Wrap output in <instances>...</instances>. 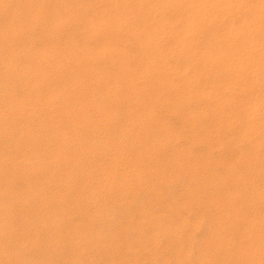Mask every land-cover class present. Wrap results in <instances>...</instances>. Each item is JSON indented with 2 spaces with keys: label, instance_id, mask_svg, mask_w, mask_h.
Returning <instances> with one entry per match:
<instances>
[{
  "label": "bare ground",
  "instance_id": "obj_1",
  "mask_svg": "<svg viewBox=\"0 0 264 264\" xmlns=\"http://www.w3.org/2000/svg\"><path fill=\"white\" fill-rule=\"evenodd\" d=\"M72 20H75L78 22L77 26H76V31H75V33H71L69 35L68 39L67 38L63 39L62 33H65V31L67 30L66 28L69 26V23ZM2 76L3 77L5 76L7 78L6 81H8L9 84L5 88V90H2V92L0 93V124H1L0 127L2 128L0 132L3 136H5L4 139L9 141V142L4 141L0 137V177H1L0 178V195L6 194L9 191V189H10L9 185L12 186L11 188H14V191L11 193L10 200L7 203H4L6 201L3 202L4 204L0 203V250L4 252V251H6V248L12 249V251H11L12 253L10 255H7V257H6L7 259L0 261V264H20V261L23 260V259L20 260V254H21L20 253V242H21L20 241V232H21L20 228L12 230L13 229L12 228L13 227V225H12L13 221L18 220L20 218V213H21L20 212V204H21L20 203V193H21L20 192V180H24V178H26V180L33 179L32 182H34V183L37 182L38 178L36 176H33L34 174L32 175V173H35L36 171L38 172V170L40 169V166H41L38 163L37 164L33 163L34 162V160H33L34 156L33 155H35V154L34 153H33V155L30 154V151H31L30 149L32 148V145L28 142V140L26 138L27 134L25 135L23 130L20 128V124H21L20 119H19L20 118V106H22V105H20V102H22V104H24L23 105L24 107L22 106L24 109L23 108L21 109L22 111H25L26 109H33L34 110V108H32V106H33V102H35V104L37 103V105H40V107L35 105L36 108H38V110L40 112H42L43 109H45V107L51 108L52 111L54 112V114H55V112H57V114H63L64 116L66 114L68 116V114L70 112H75L77 115V118H79V119L76 120L74 118L72 120H69V122H70V124L68 123L70 125L69 130L65 133L60 130L61 132H59V133H61L60 134V138H61L60 141L62 142V146L63 145L65 146L69 141L71 147H73V149L77 153V155H82V153L84 152L82 149L83 147L81 146L82 145V139H81V134L79 133L80 127L84 123H86L85 127H87L88 126L87 124L90 125V123L92 122V120L90 118L91 116L90 117L87 116L88 114H86V112H85V106L87 104L90 107H93V111H96L97 108L104 109L106 102L108 104V101L113 100V102L118 104V108L122 107L123 109L125 108L126 111H128V112H132L133 116H134V118H133L134 121L144 122V120H146L147 122H150L151 124H152V122L155 123L156 128L164 130L165 137L168 140L175 138L178 135V133H175L176 130H173L169 121H168L169 124L168 123L165 124L163 122L162 114L164 115V114H167L168 112H174V115H175V113L177 112V113H179L178 116H180V112H182V114H181L182 123L185 125L186 124L190 125V128H189V129H191V132L189 133L190 139L193 140V142L195 144H196V142H198V143L200 142L201 144H203V153L201 151L202 154L200 153L201 155L200 156L198 155L197 157H196V155H194L195 159H197V162H198L197 164H199V163L206 164L207 163L209 165V168H207L209 170H203L202 171V168H201L202 173H201L200 177L202 179V182H201L202 187H207L210 181L212 183V179L210 178L211 175L209 176V174H210L209 172H212L214 169H216L218 167L221 168L222 165H224L226 167L225 164L229 163V162H226L227 158H229L228 161L230 159H234L233 161L235 162V164L237 162H238V164L240 163L239 165H242V168L244 167L243 169H245L246 172L250 173L249 175H251V179L246 181L247 185L249 187L250 186L254 187V185H255L254 184L255 178L253 176L258 175V174L260 175V173H263V170H264V0H0V77H2ZM6 78H4V79H6ZM22 78H24V80L26 79L25 82H23V83H25L24 86L26 87V89L28 88L30 90V91H26V92L27 93L32 92L33 95L30 96L28 94L31 98L27 97V98H24L22 101H20V87L23 86V84L20 83L21 82L20 79H22ZM0 80H1V78H0ZM1 84L3 85L2 81H0V86H1ZM20 84H21V86H20ZM2 87L3 86H1V88ZM44 92H45V94H44ZM43 94L45 96H49V97H47V99L50 98V102L48 101V103L51 105V107H49L48 104L46 105L45 103L42 102ZM43 99H45V98H43ZM113 102H111V103H113ZM108 106H110V105H108ZM90 107H88V108H90ZM116 107L117 106H115V108ZM115 108H113V110ZM228 109L231 110V114H228L226 112V110H228ZM38 110H37V112H39ZM98 110H97V112H98ZM119 111L120 110L118 109V112ZM26 112H27V110H26ZM30 112H31V110H30ZM40 112H39V114H41ZM118 112H116V113H118ZM156 112H158V114L161 113V115L158 116ZM27 113H29V112H27ZM27 113H26V115H27ZM42 114H41V116H42ZM34 117H35V115H34ZM106 117H107V115H106ZM108 117H109V115H108ZM92 118H94V117H92ZM110 118H111V116H110ZM117 118H118V116H117ZM23 119H25V118H23ZM120 119H121V116H120ZM172 119H174L173 114H172ZM31 120H32V118H31ZM46 120H47V118H46ZM55 120H57V119L55 118ZM100 120H102V119H100ZM107 120H108V118H107ZM113 120H114V118H113ZM96 121H94V123ZM134 121H131L130 123H132V122L134 123ZM27 123H26V125H27ZM63 124L65 125V123H63ZM113 124H114V122H113ZM119 124H121V123H119ZM125 124L127 125L128 123H125ZM137 124H136V126H137ZM126 125H125V127H126ZM51 126L53 128V125H51ZM142 126H144L146 129L148 125L143 123ZM227 126H231V129L233 126L234 129L237 130V132H239L241 134L244 141L246 140L248 142L247 152L245 154L241 153L240 152L241 148L239 147L240 150H238V152L234 155L233 151L231 149V148H233L232 147L233 143L231 145H229L231 148L227 149V148H225V146L227 144H224L225 142L223 140V142H220V144H218V147H222L223 149H227L226 152H223V154L220 155V157L218 159H214L215 161L210 162L211 161L210 156H211V153L213 150L214 141H219V138H221V136H220L221 132L223 130H225V128ZM97 127H96V129H98ZM102 127L99 126V129H101ZM120 127L122 128V125ZM150 127H152V126H150ZM183 127H185V126H183ZM34 128H36V126ZM54 128H55V126H54ZM116 128L118 129L117 126H116ZM134 128L132 130L133 132L136 131V130L134 131ZM63 129H64V127H63ZM90 129H92V128H90ZM153 129H155V128H153ZM226 129L228 130V128H226ZM111 130H113V129H111ZM123 130L124 131L127 130V127H126V129H123ZM148 130H151V129L148 128ZM235 130H234V132H236ZM45 131H46V129H45ZM50 131L48 132V135H49ZM64 131H65V129H64ZM137 131H139V130H137ZM140 131H141V129H140ZM112 132H111V134H112ZM147 132H149V131H147ZM160 132H161V130H160ZM223 132H225V131H223ZM35 133H37V132H35ZM81 133L83 134V132H81ZM102 133H104V131ZM150 133H151V131H150ZM179 133H181V132H179ZM186 133H188V132H186ZM29 134L31 135L30 131H29ZM132 134H130V135H132ZM240 134H238V135H240ZM50 135H51V133H50ZM232 135H235V133ZM121 136H122V134H121ZM127 136H129V135L127 134ZM136 136H137V132H136L135 137ZM229 136H230V134H229ZM90 137H92V135ZM114 137H116V136L114 135ZM133 137H134V135H132V138ZM182 137H183V135H182ZM40 138H41V136H40ZM88 138H89V136H88ZM110 138H111V135H110ZM145 138H146V136H145ZM242 138H241V141H243ZM126 139H127V137H126ZM133 139H135V138H133ZM163 139H162V143H164ZM180 139H181V137H180ZM228 140L230 141V139H228ZM131 141H133V140L131 139ZM136 141H137V139H136ZM139 141H140V138H139ZM127 142H128V140H127ZM142 142L144 143V141H142ZM58 143L59 142H57L56 144H58ZM120 143H121V141H120ZM120 143H118L119 146L122 145V143L121 144ZM166 143H167V140H166ZM187 143H188V141H187ZM235 143H236V140H235ZM125 144L127 146V143H125ZM169 144H170V142H169ZM238 144L239 143H237V145ZM96 145H97V143H96ZM110 145H112V144L110 143ZM132 145H133V143H132ZM137 145H135V146H137ZM177 145L178 144H176V146ZM196 145H194V146H196ZM200 145H199V148H200ZM37 146L38 145H36L35 147H37ZM144 146H145V143H144ZM160 146L162 147L161 144H160ZM194 146H192V148ZM39 147H37V148H39ZM91 147H92V144H91ZM178 147H180V146H178ZM215 147H216V145L214 144V148ZM114 148H116V147H114ZM134 148L136 149V147H134ZM181 148H179V149H181ZM234 148H235V146H234ZM45 149H46V147H45ZM56 149H58V148H56ZM60 149H61V147H59V149H58L59 151H58L57 155L61 156L63 159V157H65L67 155H66V153H61ZM96 149H98V148H96ZM107 149H108V147H107ZM163 149H165V148H163ZM200 150H201V148H200ZM214 150H217V148ZM37 151H38V149H37ZM64 151H65V149H64ZM100 151H101V149H100ZM175 151L177 152L178 150H175ZM181 151H182V149H181ZM187 151L189 152V149H187ZM219 151L221 152V150L218 149L217 152H219ZM88 152H91V151H88ZM88 152H85V153L87 154ZM109 152H110V150H109ZM112 152H114V151H112ZM178 152L180 153V151H178ZM190 153H191V151H190ZM39 154H40V152H39ZM135 154L137 155V153H135ZM197 154H199V153L197 152ZM232 154L234 155L233 157H232ZM52 155H53V153H52ZM83 155L85 157V154H83ZM83 155L81 157H83ZM89 155H90V153H89ZM94 155H95V153H94ZM108 155H109V153H108ZM156 155H157V153H156ZM154 156H152V157L154 158ZM95 157H96V155H95ZM144 157L146 160V156H144ZM157 157H158V155H157ZM38 158H36V159H38ZM92 158H94L93 155H92ZM101 158H103V157H101ZM125 158H127V156L124 157V159ZM192 159H194V158L192 157L191 160ZM149 160H146V161H149ZM170 160H172V159H170ZM184 160L185 159L183 158L182 163ZM86 161L87 160H84V162H86ZM94 161H95V163H94ZM94 161H93L94 165L99 164V163H97L96 159ZM100 161H101V159H100ZM131 161L132 160H130V162ZM133 161H135V160H133ZM151 161L152 160H150V163H151ZM233 161H232V163H233ZM21 162H23L22 165H20ZM28 162L30 163L29 166L26 167L23 165L24 163L27 164ZM80 162H81V160H80ZM192 162H193V160H192ZM67 163H68V160H67ZM113 163L116 164L115 162H113ZM145 163H147V162H145ZM169 163L170 162L168 161V164ZM232 163H230V164L232 165ZM72 164H74V163L72 162ZM118 164H119V162H118ZM125 164H127V163H125ZM138 164L141 165L140 163H138ZM158 164H160V163H158ZM162 164H164V163H162ZM168 164H166V165H168ZM87 166H86V168H87ZM98 166H100V165H98ZM62 167H64V166H62ZM193 167H194V165H193ZM232 167H234V166H231V168H228L229 176H227L226 178L228 179V177H229V179L226 180L225 183L226 184L229 183L231 185V187H233L235 189V191H234L235 193H233L235 195L229 194L228 196L226 195L227 197H222V198H221V196L218 197V195H219L218 193L220 192V190H218V189H217L218 192L212 191L213 192L212 195H209L210 194L209 193L206 196H201L200 191L194 192L190 195L188 194L189 196L187 198H185V196H186L185 194H184L185 196L183 195L185 198V199L182 198L183 201L185 200L183 206L185 208H187L188 211L190 210L191 213H192V210H194V213H196V217H194V215L191 214L192 217L196 218L195 221L193 223H191L194 227L199 222L198 221L199 218H201L199 213H200V211H202V209L201 210L198 209L199 213L195 212V209L197 207L200 208V206L202 208L206 209L208 205L209 206L213 205V208H215V212L213 215L215 222L209 223V224H211V223H213V224H211V226H207V227H209L208 232H207L208 234H206V236L204 238H201L202 239V240L200 239L201 241H199V239H198L199 238L198 237L199 232H198V234H196L197 235L196 237H198L197 239L199 241V242L196 241V242H198L197 244L194 241V240H197V239H195V236H194V240H193V237L191 234L192 230H190V232H187V234L185 235V232L183 233V231L185 230V226H184V230H181L182 232L181 231L176 232V234L178 233L179 236L185 235L187 238L186 242L189 243L187 248L185 246L186 243L184 244L182 242L181 243H182V245L184 244L185 248H182V246H179V248H178V246L177 247L174 246L176 250H174L175 254L173 256L176 257V260H175L176 264H264V184H263V187H261V183H260L257 188H253L252 193L250 192L251 193L250 197H248L247 200L240 199V202H238L239 204L237 206L236 204L238 201V196H239L240 192H243V188L241 189L239 187L240 186V183H239L240 178L238 179V177H240V175L235 174L237 167L236 168H232ZM49 168H51V167H49ZM67 168H69V167H67ZM78 168H80V167H78ZM83 168H81V169H83ZM190 168L192 169V167H190ZM45 169H47V168L45 167ZM93 169H94V166H93ZM114 169H115V165H114ZM114 169H112V170H114ZM76 170H77V168H76ZM181 171H182V169L180 170V172ZM183 171H185V170H183ZM77 172H78V170H77ZM90 172H92V171H90ZM119 172H121V171H119ZM157 172H159L158 169H157ZM163 172L164 171L162 170V173H159V174L163 175ZM195 172L196 171H194V173ZM213 172H215V171H213ZM55 173L56 172H53V171L51 172V176H52L51 179H53L56 176ZM60 173H61V171H60ZM71 173H72V171H71ZM101 173L102 172H100V174ZM113 173H115V171ZM137 173H138V171H137ZM40 174H41V172H40ZM168 174H170V173H168ZM172 174H174V173H172ZM176 174H177V172H176ZM185 174H187V173H185ZM216 174L219 175L218 173H216ZM84 175H85V172H84ZM103 175H104V173H103ZM191 175H193V174H191ZM259 175H258V177H260ZM61 176H63V175L61 174ZM67 176H66V178H67ZM91 176H92V174H91ZM179 176H180V174H179ZM195 176L198 177V175H195ZM242 176L243 175H241V177ZM81 177H82V174H81ZM248 177H250V176H248ZM72 178H74V177H72ZM93 178H94V175H93ZM105 178H103V179H105ZM110 178H112V176ZM156 178H159V177L156 176ZM222 178L223 177H221V179ZM174 179L175 178L173 177V181H174ZM177 179H175V181ZM185 179H183V180L185 181ZM221 179H220V181H221ZM109 180L111 181V179H108L105 181L108 182ZM163 180H165V179H163ZM223 180L224 179H222V181ZM93 181L95 183V180H93ZM110 181L108 182L109 185L107 184L108 187H106L107 185L106 186L104 185L107 189L112 184V183L110 184ZM132 181H134V180H132ZM179 181L180 180L178 179V182ZM190 181H192L191 178H190ZM156 182H157V179H156ZM101 183L103 184V181H101ZM140 183H142V181ZM158 183H159V180H158ZM163 183H164V181H163ZM36 184L38 185V183H36ZM51 184H52V182L50 183V185ZM147 184H145V185H147ZM50 185H49V187H50ZM92 185H93V183H92ZM100 185H99V188H101ZM137 185H138V183H137ZM220 185H221V183H220ZM220 185H218V186H220ZM79 186L82 187L81 185H79ZM114 186H115V183H114ZM175 186H177V185H175ZM186 186H183V187H186ZM216 186L217 185H215V187ZM218 186H217V188H218ZM40 187H41V185H40ZM133 187H132V189H133ZM163 187H167V186H163ZM170 187L168 186V188H170ZM111 188H112V186H111ZM119 188H121V187H119ZM228 188L229 187H227V189ZM53 189H54V187H53ZM101 189H103V188H101ZM126 189H127V187H126ZM74 190H76V189H74ZM85 190H87V189H85ZM98 190H97V192H98ZM103 190H102V192H103ZM110 190H106V192H108ZM164 190H166V188ZM174 190L176 191V189H174ZM177 190H179V189H177ZM181 190H182V188H181ZM183 190H184V188H183ZM190 190H189V192H190ZM193 190H195V189H193ZM212 190H215V189H212ZM80 191H82V190H80ZM135 191H136V189H135ZM185 191H187V190H185ZM132 192L134 193V191H132ZM141 192L143 193V190ZM150 192H152V191H150ZM158 192H159V190H158ZM166 192L169 193V189ZM177 192H179V191H177ZM221 192H223V194L226 193L224 191H221ZM231 192H233L232 189H231ZM56 193H57L56 190H50L48 195H47V193H45L44 195L42 194L43 197L41 198V200L39 199L40 203L39 202H38L39 204L37 203L39 207L37 206V208L36 209L34 208V209L36 211L42 210V209L44 211L47 210L52 199H55V198H53V196ZM170 193H171V191H170ZM181 193H183V192H181ZM205 193H206V191H205ZM103 194H101V195L103 196ZM202 194H204V192ZM253 194H254V196H252ZM38 195H39V193H38ZM140 195H141V193H140ZM166 195L168 196V194H166ZM170 195L173 197L174 194L173 195L170 194ZM3 196H5V195H3ZM50 196H52V197H50ZM63 196H61V198L58 197V199L56 198V200H60V202H64L65 198ZM84 196H86V195H84ZM158 196H157V198H158ZM161 196H163V195H161ZM180 196L181 195H179V197ZM224 196H225V194H224ZM241 196H242V194H241ZM26 197H28V196L26 195ZM105 197H106V195H105ZM120 197H121V195H120ZM138 197H140V196H138ZM172 197L170 199H173L176 202V199H174ZM129 198H130V196H129ZM161 198L162 197H160V199ZM79 199H78V202H79ZM168 200H165V201L167 202ZM98 201H97V203H98ZM107 201H109V200L107 199ZM122 201H123V199H122ZM154 201H152V202L154 203ZM177 201H178V198H177ZM120 202L121 201H119V204H120ZM131 202H133V201H131ZM159 202H160V200H159ZM170 202H172V201H170ZM56 203H57V201H56ZM89 203H91V202H89ZM111 203H113V202H111ZM153 203H151V205H154ZM156 203H157V201H156ZM161 203H162V201H161ZM64 204H65V202H64ZM91 204H89V205H91ZM109 204H110V202H109ZM128 204H129V202H128ZM137 204H139V203H137ZM168 204L169 203H167V205ZM176 204H174V205H176ZM32 205H34V204H32ZM105 205H107V204H105ZM65 206H66V204H65ZM95 206H97V205L95 204ZM117 206H119V205H117ZM139 206H141V205H139ZM209 206H208V208H209ZM54 207H56V206H54ZM91 207L93 208V206H91ZM100 207H99V209H100ZM155 207H156V205H155ZM166 207H168V206H166ZM103 208H104V206H103ZM156 208H158V206ZM61 209H63L65 212L69 211L68 210L69 208L67 209V208L62 207ZM96 209L98 210V208H96ZM57 210H58V208H57ZM171 210H173V209H171ZM210 210H212V209H210ZM118 211L120 213L119 209H118ZM203 211H205V210H203ZM55 212H56V210H55ZM169 212L167 209V214ZM184 212H185V214H187L186 211H183L182 213H184ZM211 212H213V211H211ZM228 212H230V213L232 212L231 213L232 216L230 218H229ZM27 213H28V211H27ZM156 213H157V211H156ZM180 213H181V211H180ZM182 213H181V215L183 217ZM206 213H207V211H206ZM176 214H179V213H176ZM176 214H173V215H175V216H173V218L176 217ZM210 214L212 216V213H210ZM45 215H46V213H45ZM187 215H188V217H190L189 213ZM48 216H49V214H48ZM117 216H119V215H117ZM154 216H155V214H154ZM168 216L172 217V215H168ZM201 216H202V214H201ZM35 217H37V216H35ZM160 217L162 218V216H160ZM188 217L186 218V220H189ZM203 217H204V214H203ZM77 218H79V217H77ZM127 218H128V216H127ZM191 218H190V220H191ZM29 219L30 218H28V220ZM37 219H38V217H37ZM48 219H50V218H48ZM52 219H53V217H52ZM137 219H139V217ZM201 219H200V221H201ZM204 219H205V217H204ZM31 220H33V219H31ZM54 220H55V218H54ZM88 220H89V218H88ZM88 220L86 219L85 221H88ZM128 220H129V218H128ZM159 220H160V218H159ZM174 220H175V218H174ZM180 220H181V218L179 219V221ZM182 220H181V222H182ZM41 221H43V219H41ZM175 221L173 222V224L177 223ZM240 221H243L246 223V225L243 228H241V229H243V231L238 230V227H239L238 223H237L238 227L236 226V222H240ZM57 222H58V219H57ZM185 222H183V224H185ZM205 222H207V220H205ZM45 223H47L48 225L51 224V226H52L51 221H45ZM97 223H99V222H97ZM166 223H168V222H166ZM144 224H145V222H144ZM146 224H147V222H146ZM156 224H158V223H156ZM163 224H165V223H163ZM189 224H187V225L190 227L191 225H189ZM209 224L207 222V225H209ZM34 225H35V223H34ZM34 225L32 224V226H34ZM205 225L202 224L201 227H203ZM27 226H28V224H27ZM139 226H142V225H139ZM177 226L179 227L178 224H177ZM197 226H199V225H197ZM85 227H86V225H85ZM131 227H133V225ZM146 227H148V225ZM178 227L177 228L175 227V228L180 230V228H178ZM180 227H182V226H180ZM29 228H30V226H29ZM41 228H42V226H41ZM186 228H187V226H186ZM54 229H57V228H54ZM79 229H78V231H79ZM168 229H166V231ZM199 229L197 228L198 231H199ZM202 229H200V230H202ZM42 230H43V228H42ZM48 230H49V228H48ZM90 230H91V228H90ZM150 230H151V228H150ZM193 230H194V228H193ZM204 230H205V228H204ZM204 230H203V232H204ZM138 231H137V233H138ZM145 231H149V230H145ZM145 231H144V233H145ZM159 231H158V233H159ZM116 232H118V231L116 230ZM161 232H162V230H161ZM154 233H155V231H154ZM156 233H157V231H156ZM200 233H201V231H200ZM27 235H28V232H27ZM50 235H51V233H50ZM86 235H84V237ZM167 235H169V233H167ZM172 235L174 236L175 234L172 232ZM178 235H176V236H178ZM200 235L202 236V234H200ZM69 236H71V234ZM76 236H79V235H77V233H76ZM92 236H90V237L92 238ZM129 236H130V234H129ZM154 236H157V235H154ZM44 238H48V237L45 236ZM56 238H57V236H56ZM81 238H83V237H81ZM171 238H172V236H171ZM14 239L16 241H13ZM63 239H65V238H63ZM69 239H70V237H69ZM88 239H89V236H88ZM153 239H154V237H153ZM156 239H155L156 244H158L159 238L156 237ZM34 240L32 242H34ZM36 240H37V238H36ZM42 240L44 241V239H42ZM53 240H54V238H53ZM67 240H68V238H67ZM121 240H122V238H121ZM163 240H164V238H163ZM85 241H87V240H85ZM159 241L162 242V240H160V239H159ZM180 241L181 240H179L178 242H180ZM88 242L90 243V241H88ZM175 242H176V240H175ZM35 243H36V241H35ZM57 243H59V241H57ZM142 243H144V242H142ZM75 244H77V243H75ZM21 245H22V242H21ZM63 245H65V244H63ZM83 245H86V244H83ZM179 245H180V243H179ZM55 246H53V247H55ZM166 246H167V243H166ZM28 247H29V245H28ZM125 247H127V245H125L124 248ZM174 247H172V248H174ZM194 247L196 249H194ZM23 248H25V247H23ZM31 249H33V248L31 247ZM55 249H53V250H55ZM83 249H85V248H83ZM93 249H94V247H93ZM141 249L143 250V248H141ZM154 249L155 248H153L152 250L154 251ZM193 249L197 250V252L195 251L198 255V256L196 255L198 258L197 263H194L190 260L191 258L194 257V256L193 257L191 256ZM25 250H26V248H25ZM25 250H23V251H25ZM48 250H49V247H48L47 251ZM61 250L63 251V249H61ZM79 250H81V249H79ZM87 250H89V248ZM125 250H126V248H125ZM128 250H129V248H128ZM136 250L137 249H135V251ZM145 250H143V251L145 252ZM50 251H52V248L50 249ZM117 251H119V250H117ZM147 251L148 250H146V252ZM162 251H163V249H162ZM30 252L32 253V251H30ZM35 252H37V251H35ZM85 252H86V254H88L86 250H85ZM106 252H104V254ZM126 252H127V250H126ZM165 252H166V250H165ZM170 252H171V247H170ZM70 253H73V252L71 251ZM94 254H95V251H94L93 255ZM107 254H109V253H107ZM130 254H131V251H130ZM93 255L91 256V258L93 257ZM150 255H152V254H150ZM160 255L161 254H159V256ZM162 255H163V253H162ZM87 256L85 257V259H87ZM169 256H170V254H169ZM80 257L81 256H79V258ZM25 258L26 257H24V259ZM33 258L34 257H32V259ZM143 258H145V257H142V261H143ZM149 258H150V256H149ZM159 258H161V257H159ZM164 258H166V257H164ZM168 258L169 257L167 256V259ZM28 259H30V258H28ZM32 259H30V260H32ZM135 259H137V258H135ZM60 260H61V258H60ZM82 260H84V259H82ZM124 260H126V259H124ZM139 260H141V259H139ZM160 260L161 259H159V261ZM142 261H140V262H142ZM163 261H162L163 264H167L169 262L166 259H164ZM40 262H41V260H40ZM51 262L53 263V259ZM76 262H77V259H76ZM137 262H139V261H136V263ZM195 262H196V260H195ZM121 263H122V261H121ZM172 263H173V261H172ZM65 264H66V262H65ZM130 264H131V262H130ZM149 264H151V262ZM156 264H157V262H156Z\"/></svg>",
  "mask_w": 264,
  "mask_h": 264
},
{
  "label": "rangeland",
  "instance_id": "obj_2",
  "mask_svg": "<svg viewBox=\"0 0 264 264\" xmlns=\"http://www.w3.org/2000/svg\"><path fill=\"white\" fill-rule=\"evenodd\" d=\"M75 20H72L70 23H69V26L66 28L67 30L65 31V33H62V36H63V39H68L69 38V35L71 34V33H75V31H76V26H77V21H75ZM68 36V37H67ZM1 78V80L0 81H2L3 82V85L1 84V86H3L2 88H1V86H0V93L2 92V90H5V88L8 86V84H9V82L8 81H6L7 80V78L4 76H2V77H0ZM4 78H6V79H4ZM21 80V84H23V86L22 87H20V101H22L24 98H31L30 96L31 95H33V93L32 92H26V91H30L28 88L26 89V87L24 86V84L25 83H23V82H25V80H24V78H22V79H20ZM6 82V83H5ZM21 84H20V86H21ZM23 92V93H22ZM26 93V94H25ZM30 96H29V95ZM44 94H45V92H44ZM43 94V98H45V99H43L42 98V102L43 103H45L46 105L48 104V106L49 107H51V105L48 103V101L50 102V98H48L47 99V97H49V96H45ZM106 101V100H105ZM111 101V100H110ZM110 101H108V104H107V102H106V105L104 106V109H99V108H97L96 109V111H93V107H90L88 104L85 106V112H86V114H88L87 116H91L90 118H91V120H92V122L90 123V125L89 124H87L88 126L87 127H85V124L86 123H84V124H82V126L80 127V130H79V133L81 134V139H82V149H83V153H82V155L83 154H85V157H84V155H83V157H81L82 155H77V153L74 151V149H73V147H71V145H70V143H69V141H68V145L66 144L65 146L63 145L62 146V142L60 141L61 140V138H60V134L61 133H59V132H61V131H63L64 133L65 132H67L68 130H69V127H70V122H69V120H72V119H79V118H77V115H76V113L75 112H70L69 114H68V116H67V114L64 116L63 114H57V112H55V114H54V112L52 111V109L51 108H48V107H45V109H43V111L42 112H40L39 110H38V108H36V106H38V107H40V105H37V103L35 104V102H33V106H32V108H34V110L33 109H26L27 110V112H29V113H27L26 112V110L25 111H22L21 109L24 107L23 105L24 104H22V102H20V105H22V106H20V123L22 124H20V128L23 130V132L25 133V135H26V138H27V140H28V142L32 145V148L30 149L31 151H30V154H32L33 155V153L35 154V155H33L34 157H33V160H34V162L33 163H35V164H39V165H41L40 166V169L38 170V172L36 173H32V175L33 176H36L37 178H38V181L37 182H32V180L33 179H28V180H26V178H24V180H20V212L22 213H20V218L18 219V220H14L13 221V229L12 230H14V229H18V228H20V241L22 242V245H21V242H20V260H22V261H20V264H51L52 262V259H53V263L52 264H65V262H66V264H130V262H131V264H142L143 262V264H149L150 262H151V264H156V262H157V264L159 263V264H163V260L164 259H166L167 261H169L167 264H176V257L175 256H173L175 253V251L174 250H176L175 249V247L174 246H178V248H179V246H182V248H185V246H186V248H187V246H188V242H186L187 241V238H186V234H187V232H190V230H192V232H191V234H192V237H193V240H194V236H195V239H197L198 237V239H199V241H201L202 239L201 238H204L205 236H206V234H208L207 232H208V228L209 227H207V226H211V224H213L214 222H215V220H214V212H215V208H213V205H208L209 206V208H208V206H207V208L206 209H204V208H202L201 206H200V208H196L197 210L199 209V210H201L202 209V211H200V213H199V210L197 211L196 209H195V212H198L199 214H200V217L202 218L203 217V214H204V217H205V219H204V217L201 219V218H199V224L197 223L196 224V226L194 227L191 223H193L194 221H195V219L196 218H194V217H196V213H194V210H192V213H191V211L189 210L188 211V209L187 208H185L184 206H183V204H184V201H183V199H185V198H187L190 194H192V193H194V192H197V191H200V195L201 196H206L207 194H209V195H212L213 194V192H216L217 191V189L218 190H220V192L221 191H224V192H226V193H224L225 194V196H224V194H223V192H219L217 195H218V197L219 196H221V198L222 197H227L229 194L230 195H235V194H233V193H235L234 191H235V189L233 188V187H231V185L228 183V184H226L225 183V181L226 180H228L229 179V177H228V179L226 178L227 176H229V171H228V168H231V166H234V167H232V168H236L235 170V174H239L240 175V177H238V179H239V183H240V188L242 189L243 188V192H240V194H239V196H238V201H237V206H238V202H240V199H243V200H247L248 199V197H250V194L252 193V191H253V188H257L258 187V185L261 183V187H263V184H264V170H263V173H260V177H258V175H255V176H253L255 179H254V187H252V186H248L247 185V180H249V179H251V175H249L250 173H248V172H246L245 171V169H243L242 168V165H239L238 164V162L235 164V162L233 161L234 159H230L229 161H228V159L229 158H227V160H226V162H229V163H226L225 165H226V167L224 166V165H222L221 166V168L220 167H218V168H216V169H214L213 171H215V172H209L210 174H209V176L211 175V179H212V183H211V181L209 182V184H208V186L207 187H202V185H201V182H202V179H201V177H200V175H201V173H202V171L203 170H209V169H207V168H209V165L206 163V164H204V163H199V164H197L198 162H197V159H195V157H194V155H196V157L199 155H201L202 153H203V144H201L200 142L198 143V142H196V144L193 142V140H191L190 139V132H191V129H189L190 128V125L189 124H183L182 123V121H181V114H182V112H180V116H178L179 115V113H175V115H174V112H168L167 114H162V119H163V122L166 124V123H168V121H169V123H170V125L172 126V128H173V130H176L175 131V133H178V135L175 137V138H173V139H171V140H168V139H166V137H165V133H164V130H162V129H158V128H156L155 127V123H153L152 122V124L150 123V122H147L146 120H144V122H138V121H134V116H133V113L132 112H128V111H126V109L124 108H118V104H116L115 102H113V100L111 101V102H113V103H111ZM58 104V103H57ZM56 104V105H57ZM31 105V104H30ZM36 105V106H35ZM108 105H110V106H108ZM108 106V107H107ZM115 106H117L116 108H115ZM120 106V105H119ZM88 107H90V108H88ZM88 108V109H87ZM113 108H115L114 110H113ZM24 109V108H23ZM51 109V110H50ZM92 109V110H91ZM99 109V110H98ZM110 109V110H109ZM113 111H112V110ZM117 109V110H116ZM118 109L120 110L119 112H118ZM30 110H31V112H30ZM37 110L42 114V116H41V114H39V112H37ZM48 110V111H47ZM50 110V111H49ZM97 110H98V112H97ZM108 110V111H107ZM37 114H35L34 112ZM100 111V112H99ZM104 111V112H103ZM111 111V112H110ZM124 111V112H123ZM23 114H22V113ZM34 114H33V113ZM46 112V113H45ZM50 112V113H49ZM103 112V113H102ZM107 112V113H106ZM109 112V113H108ZM116 112H118V113H116ZM226 112L228 113V114H231V110L230 109H228V110H226ZM26 113H27V115H26ZM96 113V114H95ZM102 115H101V114ZM116 113V114H115ZM157 113V115L159 116V115H161V113H159L158 114V112H156ZM171 113V114H170ZM32 114V115H31ZM111 114V115H110ZM114 114V115H113ZM121 114V115H120ZM125 114V115H124ZM128 114V115H127ZM169 114V115H168ZM172 114H173V117H174V119H172ZM177 114V115H176ZM34 115H35V117H34ZM57 115V116H56ZM59 115V116H58ZM72 115V116H71ZM93 115V116H92ZM96 115V116H95ZM104 115V116H103ZM106 115H107V117H106ZM108 115H109V117H108ZM121 116V119H120V116ZM23 116V117H22ZM75 116V117H74ZM110 116H111V118H110ZM117 116H118V118H117ZM132 116V117H131ZM149 116V115H148ZM167 116V117H166ZM229 116V115H228ZM28 117V118H27ZM45 117V118H44ZM49 117V118H48ZM54 117V118H53ZM59 117V118H58ZM73 117V118H72ZM92 117H94V118H92ZM98 117V118H97ZM130 117V118H129ZM178 117V118H177ZM227 117V116H226ZM23 118H25V119H23ZM27 118V119H26ZM31 118H32V120H31ZM46 118H47V120H46ZM55 118L57 119V120H55ZM64 118V119H63ZM107 118H108V120H107ZM113 118H114V120H113ZM128 118V119H127ZM94 119V120H93ZM98 121H96V120ZM100 119H102V120H100ZM125 119V120H124ZM131 119V120H130ZM136 119V118H135ZM55 120V121H54ZM64 120V121H63ZM100 120V121H99ZM104 120V121H103ZM123 120V121H122ZM128 120V121H127ZM166 120V121H165ZM176 120V121H175ZM63 121V122H62ZM94 121H96L95 123H94ZM107 121V122H106ZM111 121V122H110ZM116 121V122H115ZM119 121V122H118ZM131 121H134V123L132 122V123H130ZM28 122V123H27ZM32 122V123H31ZM100 122V123H99ZM113 122H114V124H113ZM123 122V123H122ZM128 123L127 125L125 124V123ZM147 122V123H146ZM179 122V123H178ZM26 123H27V125H26ZM31 123V124H30ZM63 123H65V125L63 124ZM67 123V124H66ZM69 123V124H68ZM109 125H108V124ZM111 123V124H110ZM119 123H121V124H119ZM138 123V124H137ZM147 124L148 126H147V128L145 129V127L144 126H142V124ZM168 123V124H169ZM39 124V125H38ZM42 124V125H41ZM45 124V125H44ZM58 124V125H57ZM132 124V125H131ZM136 124H137V126H136ZM173 124V125H172ZM1 125V124H0ZM26 125V126H25ZM29 125V126H28ZM51 125H53V128H52V126ZM108 125V126H107ZM122 125V128L120 127ZM125 125H126V127H127V130H123V129H126V127H125ZM131 125V126H130ZM141 125V126H140ZM181 125V126H180ZM36 126V128H34ZM47 126V127H46ZM54 126H55V128H54ZM94 126V127H93ZM98 126V127H97ZM99 126L100 127H102L101 129H99ZM106 126V127H105ZM116 126L118 127V129L116 128ZM150 126H152V127H150ZM178 128H177V127ZM183 126H185V127H183ZM58 127V128H57ZM61 127V128H60ZM63 127H64V129H65V131H64V129H63ZM96 127L98 128V129H96ZM131 127V128H130ZM134 128V131L135 132H133L132 130H133V128ZM140 127V128H139ZM143 127V128H142ZM30 128V129H29ZM33 128V129H32ZM41 128V129H40ZM46 129V131H45V129ZM57 128V129H56ZM83 128V129H82ZM90 128H92V129H90ZM113 129V130H111V129ZM138 128V129H137ZM148 128L149 129H151V130H148ZM153 128H155V129H153ZM176 128V129H175ZM226 128H228V130L226 129ZM225 128V130H223V131H225V132H221V138H219V141H214V144L216 145V147L214 148V144H213V150L214 149H216L217 148V150H212V153H211V161L210 162H213V161H215L214 159H218L219 157H220V155H222L223 154V152H226V150L227 149H230L231 147L229 146V145H231L232 143V147L233 148H231L232 149V151H233V154L235 155L237 152H238V150H240V148H241V150H240V152L241 153H243V154H245L246 152H247V144H248V142L246 141H244V139L242 138V136H241V134L239 133V132H237V130H235L234 129V127L232 126V129H231V126H227ZM1 127H0V131H1ZM40 129V130H39ZM63 129V130H62ZM131 129V130H130ZM140 129H141V131H140ZM28 130V131H27ZM35 130V131H34ZM39 130V131H38ZM43 130V131H42ZM50 131V133H51V135H50V133H49V135H48V132ZM55 130V131H54ZM59 130V131H58ZM61 130V131H60ZM82 130V131H81ZM99 130V131H98ZM120 130V131H119ZM137 130H139V131H137ZM144 130V131H143ZM156 130V131H155ZM160 130H161V132H160ZM227 130V131H226ZM234 130L236 131V132H234ZM29 131H30V133H31V135L29 134ZM104 131V133H102ZM113 131V132H112ZM116 131V132H115ZM143 131V132H142ZM147 131H149V132H147ZM150 131H151V133H150ZM35 132H37V133H35ZM45 134H44V133ZM81 132H83V134L81 133ZM91 132V133H90ZM99 132V133H98ZM111 132H112V134H111ZM120 132V133H119ZM136 132H137V136L135 137V135H136ZM179 132H181V133H179ZM186 132H188V133H186ZM41 133V134H40ZM110 133V134H109ZM132 134V135H134V137L133 138H135V139H133L132 138V135H130V134ZM139 133V134H138ZM235 133V135H232V134H234ZM37 134V135H36ZM47 134V135H46ZM95 134V135H94ZM104 134V135H103ZM121 134H122V136H121ZM127 134L129 135V136H127ZM141 134V135H140ZM156 134V135H155ZM223 134V135H222ZM229 134H230V136H229ZM238 134H240V135H238ZM92 135V137H90ZM110 135H111V138H110ZM114 135L116 136V137H114ZM124 135V136H123ZM182 135H183V137H182ZM227 135V136H226ZM40 136H41V138H40ZM56 136V137H55ZM88 136H89V138H88ZM103 136V137H102ZM106 136V137H105ZM131 136V137H130ZM139 136V137H138ZM143 136V137H142ZM145 136H146V138H145ZM156 136V137H155ZM236 136V137H235ZM242 138V140L243 141H241V138ZM0 137H1V139H3L4 141H6V142H9V141H7V140H5L4 138H5V136H3L2 134H1V132H0ZM45 137V138H44ZM50 137V138H49ZM59 137V138H58ZM123 137V138H122ZM126 137H127V139H126ZM165 137V138H164ZM180 137H181V139H180ZM234 137V138H233ZM36 138V139H35ZM56 140H54V139ZM91 138V139H90ZM114 138V139H113ZM139 138H140V141H139ZM155 138V139H154ZM159 138V139H158ZM164 138V139H163ZM179 138V139H178ZM186 138V139H185ZM40 139V140H39ZM88 139V140H87ZM94 139V140H93ZM120 139V140H119ZM131 139L133 140V141H131ZM136 139H137V141H136ZM146 139V140H145ZM157 139V140H156ZM162 139H163V142L164 143H162ZM175 139V140H174ZM178 139V140H177ZM184 139V140H183ZM227 139V140H226ZM228 139H230V141L228 140ZM232 139V140H231ZM236 140V143H235V140ZM85 140V141H84ZM93 140V141H92ZM111 140V141H110ZM127 140H128V142H127ZM154 140V141H153ZM166 140H167V143H166ZM177 140V141H176ZM186 140V141H185ZM223 140H224V144H227L226 146H225V148H227V149H223L222 147H218V144H220V142H223ZM240 140V141H239ZM41 141V142H40ZM53 141V142H52ZM110 141V142H109ZM120 141H121V143H122V145L121 146H119V144L118 143H120ZM142 141H144V143H145V146L148 148H146L145 146H144V143L142 142ZM176 143H175V142ZM185 141V142H184ZM187 141H188V143H187ZM233 141V142H232ZM44 142V143H43ZM52 142V143H51ZM57 142H59L58 144H56ZM91 142V143H90ZM106 142V143H105ZM113 142V143H112ZM133 143V145H132V143ZM159 142V143H158ZM169 142H170V144H169ZM190 142V143H189ZM87 143V144H86ZM89 143V144H88ZM96 143H97V145H96ZM105 143V144H104ZM110 143L112 144V145H110ZM120 143V144H121ZM125 143H127V146H126V144ZM135 143V144H134ZM138 145H137V144ZM181 143V144H180ZM193 143V144H192ZM230 143V144H229ZM237 143H239L238 145H237ZM244 143V144H243ZM86 144V145H85ZM91 144H92V147H91ZM115 144V145H114ZM140 144V145H139ZM160 144L162 145V147L160 146ZM167 144V145H166ZM176 144H178L177 146H176ZM188 144V145H187ZM201 144V145H200ZM36 145H38L37 147H39V148H37V147H35ZM94 145V146H93ZM135 145H137V146H135ZM154 145V146H153ZM185 145V146H184ZM194 145H196V146H194ZM199 145H200V148H201V150H200V148H199ZM235 146V148H234V146ZM87 146V147H86ZM106 146V147H105ZM112 146V147H111ZM159 148H158V147ZM167 148H166V147ZM178 146H180V147H178ZM188 146V147H187ZM192 146H194L193 148H192ZM238 146V147H237ZM45 147H46V149H45ZM59 147H61V149H60V152L61 153H66V155L67 156H65V157H63V159H62V157L61 156H59V155H57V153H58V149H59ZM63 147V148H62ZM90 147V148H89ZM107 147H108V149H107ZM114 147H116V148H114ZM122 147V148H121ZM132 147V148H131ZM134 147H136V149L134 148ZM142 147V148H141ZM182 147V148H181ZM185 147V148H184ZM240 147V148H239ZM36 148V149H35ZM56 148H58V149H56ZM89 148V149H88ZM96 148H98V149H96ZM104 148V149H103ZM113 148V149H112ZM155 148V149H154ZM163 148H165V149H163ZM174 150H173V149ZM178 148V149H177ZM179 148H181L182 149V151H181V149H179ZM189 149V152L187 151V149ZM37 149H38V151H37ZM64 149H65V151H64ZM94 149V150H93ZM96 149V150H95ZM100 149H101V151H100ZM103 149V150H102ZM107 149V150H106ZM112 149V150H111ZM135 149V150H134ZM147 149V150H146ZM161 149V150H160ZM168 149V150H167ZM186 149V150H185ZM218 149L219 150H221V152L219 151V152H217L218 151ZM235 149V150H234ZM33 150V151H32ZM44 152H42V151ZM109 150H110V152H109ZM128 152H127V151ZM175 150H178V151H180V153L177 151H175ZM52 151V152H51ZM70 153H69V152ZM88 151H91V152H88ZM112 151H114V152H112ZM136 151V152H135ZM167 151V152H166ZM169 151V152H168ZM190 151H191V153H190ZM199 153V154H197V152ZM200 151V152H199ZM201 151H202V153H201ZM245 151V152H244ZM39 152H40V154H39ZM85 152H88L87 154L85 153ZM124 152V153H123ZM137 153V155L135 154V153ZM139 152V153H138ZM176 152V153H175ZM52 153H53V155H52ZM89 153H90V155H89ZM94 153H95V155H96V157H95V155H94ZM103 153V154H102ZM108 153H109V155H108ZM141 153V154H140ZM156 153H157V155H158V157H157V155H156ZM171 153V154H170ZM173 153V154H172ZM179 153V154H178ZM184 153V154H183ZM189 153V154H188ZM195 153V154H194ZM201 153V154H200ZM215 153V154H214ZM38 154V155H37ZM43 154V155H42ZM47 156H46V155ZM99 154V155H98ZM115 156H114V155ZM122 154V155H121ZM124 154V155H123ZM151 154V155H150ZM164 154V155H163ZM170 154V155H169ZM182 154V155H181ZM219 154V155H218ZM232 154V157L234 156ZM73 155V156H72ZM92 155L94 156V158H92ZM105 155V156H104ZM113 155V156H112ZM134 155V156H133ZM143 155V156H142ZM155 155V156H154ZM174 155V156H173ZM176 155V156H175ZM193 155V156H192ZM36 156V157H35ZM49 156V157H48ZM75 156V157H74ZM78 156V157H77ZM91 156V157H90ZM99 156V157H98ZM108 156V157H107ZM111 156V157H110ZM127 156V158H125L124 159V157H126ZM141 156V157H140ZM144 156H146V160H152L151 161V163H150V160L149 161H146L145 160V157ZM152 156H154V158L152 157ZM166 156V157H165ZM169 156V157H168ZM213 156V157H212ZM218 156V157H217ZM40 159H39V158ZM43 157V158H42ZM101 157H103V158H101ZM116 157V158H115ZM131 157V158H130ZM139 157V158H138ZM152 157V158H151ZM160 157V158H159ZM174 157V158H173ZM178 157V158H177ZM185 159L184 161H183V163H182V160H183V158ZM186 157V158H185ZM190 157V158H189ZM194 158V159H192L193 160V162L196 164H194L193 162H192V160H191V158ZM231 157V156H230ZM36 158H38V159H36ZM45 158V159H44ZM80 158V159H79ZM82 158V159H81ZM92 158V159H91ZM106 158V159H105ZM110 158V159H109ZM122 158V159H121ZM133 158V159H132ZM165 158V159H164ZM172 159V160H170V159ZM180 158V159H179ZM213 158V159H212ZM36 159V160H35ZM48 159V160H47ZM87 160L86 162H84V160ZM96 159V161H97V163H99L98 165H100V166H98V165H94L93 164V161ZM100 159H101V161H100ZM108 159V160H107ZM114 159V160H113ZM118 159V160H117ZM128 159V160H127ZM156 159V160H155ZM179 159V160H178ZM47 160V161H46ZM67 160H68V163H67ZM80 160H81V162H80ZM93 160V161H92ZM126 162H125V161ZM130 160H132L131 162H130ZM133 160H135V161H133ZM161 160V161H160ZM175 162H174V161ZM181 160V161H180ZM189 160V161H188ZM196 162H195V161ZM63 161V162H62ZM66 161V162H65ZM92 161V162H91ZM168 161L170 162L169 164H168ZM191 161V162H190ZM232 161H233V163H232ZM72 162L74 163V164H72ZM101 162V163H100ZM111 162V163H110ZM113 162H115L116 164H114ZM118 162H119V164H118ZM130 162V163H129ZM133 162V163H132ZM145 162H149L148 164L147 163H145ZM22 163L23 162H21L20 163V165H22ZM55 163V164H54ZM94 163H95V161H94ZM108 163V164H107ZM125 163H127V164H125ZM138 163H140L141 165H139ZM154 163V164H153ZM158 163H160V164H158ZM162 163H164V164H162ZM177 163V164H176ZM187 163V164H186ZM189 163V164H188ZM230 163H232V165L230 164ZM29 162L26 164V163H24L23 165L24 166H29ZM84 164V165H83ZM92 164V165H91ZM105 164V165H104ZM136 164V165H135ZM151 164V165H150ZM166 164H168V165H166ZM176 166H175V165ZM180 164V165H179ZM228 164V165H227ZM57 165V166H56ZM88 165V166H87ZM114 165H115V169H114ZM126 165V166H125ZM129 165V166H128ZM135 165V166H134ZM150 165V166H149ZM156 165V166H155ZM164 165V166H163ZM182 165V166H181ZM189 165V166H188ZM192 165V166H191ZM193 165H194V167H193ZM208 165V166H207ZM211 165V164H210ZM44 166V167H43ZM53 166V167H52ZM62 166H64V167H62ZM86 166H87V168H86ZM93 166H94V169H93ZM107 166V167H106ZM123 166V167H122ZM144 166V167H143ZM170 168H169V167ZM174 166V167H173ZM185 166V167H184ZM45 167L47 168V169H45ZM49 167H51V168H49ZM67 167H69V168H67ZM78 167H80V168H78ZM84 167V168H83ZM100 167V168H99ZM153 167V168H152ZM155 167V168H154ZM181 167V168H180ZM190 167H192V169L190 168ZM206 167V168H205ZM56 168V169H55ZM73 168V169H72ZM76 168H77V170H78V172H77V170H76ZM81 168H83V169H81ZM103 168V169H102ZM126 168V169H125ZM140 170H139V169ZM144 168V169H143ZM177 168V169H176ZM187 170H186V169ZM196 168V169H195ZM201 168H202V171H201ZM204 168V169H203ZM64 169V170H63ZM81 169V170H80ZM92 169V170H91ZM112 169H114V170H112ZM134 169V170H133ZM155 169V170H154ZM157 169H158V171L159 172H157ZM182 169V171L183 170H185V171H181L180 172V170ZM190 171H189V170ZM221 169V170H220ZM227 169V170H226ZM55 170V171H54ZM58 170V171H57ZM68 170V171H67ZM83 170V171H82ZM102 170V171H101ZM132 170V171H131ZM162 170L164 171L163 172V175L162 174H159V173H162ZM220 170V171H219ZM244 170V171H243ZM56 172L55 174H56V176L53 178V179H51L52 178V176H51V172ZM60 171H61V173H60ZM71 171H72V173H71ZM90 171H92V172H90ZM94 171V172H93ZM102 172L101 174H100V172ZM105 171V172H104ZM115 171V173H113ZM119 171H121V172H119ZM130 171V172H129ZM137 171H138V173H137ZM154 171V172H153ZM156 171V172H155ZM169 171V172H168ZM173 171V172H172ZM177 172V174H176V172ZM194 171H196L195 173H194ZM239 171V172H238ZM40 172H41V174H40ZM50 172V173H49ZM84 172H85V175H84ZM96 172V173H95ZM119 172V173H118ZM124 172V173H123ZM133 172V173H132ZM89 173V174H88ZM103 173H104V175H103ZM148 173V174H147ZM155 173V174H154ZM165 173V174H164ZM168 173H170V174H168ZM172 173H174V174H172ZM184 173V174H183ZM185 173H187V174H185ZM193 174V175H191V174ZM208 173V172H207ZM216 173H218L219 175H217ZM228 173V174H227ZM49 174V175H48ZM61 174L63 175V176H61ZM71 174V175H70ZM78 174V175H77ZM81 174H82V177H81ZM91 174H92V176H91ZM131 174V175H130ZM146 174V175H145ZM168 174V175H167ZM179 174H180V176H179ZM216 174V175H215ZM227 174V175H226ZM234 174V175H235ZM42 175V176H41ZM68 175V176H67ZM80 175V176H79ZM84 175V176H83ZM93 175H94V178H93ZM108 175V176H107ZM133 175V176H132ZM153 175V176H152ZM155 175V176H154ZM173 175V176H172ZM177 177H176V176ZM183 177H182V176ZM187 177H186V176ZM195 175H198V177L197 176H195ZM223 175V176H222ZM241 175H243L242 177H241ZM50 176V177H49ZM66 176H67V178H66ZM77 176V177H76ZM88 176V177H87ZM112 176V178H110ZM156 176L157 177H159V178H156ZM233 176V175H232ZM246 178H245V177ZM248 176H250V177H248ZM41 177V178H40ZM72 177H74V178H72ZM99 177V178H98ZM107 179H106V178ZM115 177V178H114ZM164 177V178H163ZM167 177V178H166ZM173 177L175 178V179H179L180 181L178 182V179L175 181V179H174V181H173ZM180 177V178H179ZM217 177V178H216ZM221 177H223L222 179H224L223 181H222V179H221ZM1 178V177H0ZM40 178V179H39ZM58 178V179H57ZM64 178V179H63ZM71 178V179H70ZM103 178H105V179H103ZM132 178V179H131ZM146 178V179H145ZM162 178V179H161ZM186 178V179H185ZM190 178H191V180L192 181H190ZM231 178V177H230ZM243 178V179H242ZM81 179V180H80ZM91 179V180H90ZM108 179H111V181H110V189L108 188H106V187H108V182L107 181H105V180H108ZM128 181H127V180ZM131 179V180H130ZM148 179V180H147ZM156 179H157V182H156ZM161 179V180H160ZM163 179H165V180H163ZM169 179V180H168ZM183 179H185V181L183 180ZM188 179V180H187ZM195 179V180H194ZM201 179V180H200ZM218 179V180H217ZM220 179H221V181H220ZM245 179V180H244ZM56 180V181H55ZM76 180V181H75ZM93 180H95V183H94V181ZM100 180V181H99ZM132 180H134V181H132ZM158 180H159V183H158ZM216 180V181H215ZM241 180V181H240ZM243 180V181H242ZM32 183H31V182ZM62 181V182H61ZM69 181V182H68ZM84 181V182H83ZM86 181V182H85ZM98 181V182H97ZM101 181H103V184L101 183ZM142 181V183H140ZM146 181V182H145ZM150 181V182H149ZM156 183H155V182ZM162 181V182H161ZM163 181H164V183H163ZM166 181V182H165ZM198 181V182H197ZM26 184H25V183ZM41 182V183H40ZM52 182V184L50 185V183ZM58 182V183H57ZM60 182V183H59ZM88 182V183H87ZM97 182V183H96ZM122 184H121V183ZM129 182V183H128ZM132 182V183H131ZM161 182V183H160ZM172 182V183H171ZM174 182V183H173ZM176 182V183H175ZM36 183H38V185L36 184ZM92 183H93V185H92ZM101 185H100V184ZM114 183H115V186H114ZM137 183H138V185H137ZM140 183V184H139ZM147 184V185H145V184ZM166 183V184H165ZM171 185H170V184ZM200 183V184H199ZM215 183V184H214ZM220 183H221V185H220ZM245 183V184H244ZM257 183V184H256ZM77 184V185H76ZM91 184V185H90ZM98 184V185H97ZM108 184V185H107ZM159 184V185H158ZM188 184V185H187ZM199 184V185H198ZM214 184V185H213ZM224 184V185H223ZM40 185H41V187H40ZM49 185H50V187H49ZM61 185V186H60ZM79 185H81L82 187H80ZM99 185H100V187L101 188H103V189H101V188H99ZM103 185V186H102ZM106 187H105V186ZM130 185V186H129ZM175 185H177V186H175ZM180 187H179V186ZM187 185V186H186ZM201 185V186H200ZM212 185V186H211ZM215 185H220V186H218V188H217V186L215 187ZM226 185V186H225ZM79 186V187H78ZM111 186H112V188H111ZM127 187V189H126V187ZM129 186V187H128ZM134 186V187H133ZM150 186V187H149ZM160 186V187H159ZM163 186H167V187H163ZM168 186L170 187V188H168ZM183 186H186V187H183ZM210 186V187H209ZM248 186V187H247ZM9 187H10V189H9V191L6 193V194H2V195H0V203H3L4 201H6V202H4V203H7L9 200H10V197H11V193L14 191V188H11L12 186H10L9 185ZM53 187H54V189H53ZM56 187V188H55ZM61 187V188H60ZM119 187H121V188H119ZM132 187H133V189H132ZM157 187V188H156ZM163 189H162V188ZM177 187V188H176ZM193 189H195V190H193ZM196 187V188H195ZM227 187H229L228 189H227ZM26 188V189H25ZM29 188V189H28ZM38 188V189H37ZM79 188V189H78ZM160 188V189H159ZM166 188V190H164ZM173 188V189H172ZM181 188H182V190H181ZM183 188H184V190H183ZM215 189V190H212V189ZM220 188V189H219ZM250 188V189H249ZM41 189V190H40ZM74 189H76V190H74ZM85 189H87V190H85ZM100 191H99V190ZM110 190V191H108V192H106V190ZM135 189H136V191H135ZM145 189V190H144ZM168 189H169V193L168 192H166V191H168ZM171 189V190H170ZM174 189H176V191L174 190ZM177 189H179V190H177ZM191 189V190H190ZM231 189H232V191L233 192H231ZM28 190V191H27ZM40 190V191H39ZM50 190H56V194L53 196V198H55V199H52V201H51V203H50V205H49V207H48V209L47 210H35L36 208H37V206H38V204L40 203V200H41V198L43 197V195L45 194V193H47V195L49 194V192H50ZM80 190H82V191H80ZM97 190H98V192H97ZM102 190H103V192H102ZM143 190V193L141 192V191ZM158 190H159V192H158ZM174 190V191H173ZM185 190H187V191H185ZM189 190H190V192H189ZM193 190V191H192ZM38 191V192H37ZM62 191V192H61ZM70 191V192H69ZM73 191V192H72ZM80 191V192H79ZM84 191V192H83ZM105 191V192H104ZM117 191V192H116ZM127 191V192H126ZM132 191H134V193L132 192ZM150 191H152V192H150ZM154 191V192H153ZM165 191V192H164ZM170 191H171V193H170ZM177 191H179V192H177ZM205 191H206V193H205ZM213 191V192H212ZM230 191V192H229ZM25 192V193H24ZM75 192V193H74ZM83 192V193H82ZM86 192V193H85ZM114 192V193H113ZM119 192V193H118ZM141 193V195H140V193ZM181 192H183V193H181ZM204 192V194H202ZM212 192V193H211ZM218 192V191H217ZM251 192V193H250ZM38 193H39V195H38ZM61 195H60V194ZM81 195H80V194ZM103 194V196L101 195V194ZM110 195H109V194ZM113 193V194H112ZM122 193V194H121ZM133 193V194H132ZM161 193V194H160ZM244 193V194H243ZM43 194V195H42ZM116 194V195H115ZM166 194H168V196L166 195ZM170 194H174L173 195V197L170 195ZM177 194V195H176ZM181 195L180 197H179V195ZM186 196H185V195ZM189 194V195H188ZM223 196H222V195ZM241 194H242V196H241ZM3 195H5V196H3ZM26 195L28 196V197H26ZM64 195V196H63ZM84 195H86V196H84ZM105 195H106V197H105ZM119 195V196H118ZM120 195H121V197H120ZM126 195V196H125ZM132 195V196H131ZM159 195V196H158ZM161 195H163V196H161ZM185 196V198H184V196ZM227 195V196H226ZM38 198H36V197ZM61 196H63L65 199H64V202H65V204H66V206H65V204H64V202H60V200H56V198L58 199V197L59 198H61ZM69 196V197H68ZM100 196V197H99ZM109 196V197H108ZM123 196V197H122ZM129 196H130V198H129ZM134 196V197H133ZM138 196H140V197H138ZM157 196H158V198H157ZM252 196H254V194L252 195ZM26 197V198H25ZM50 197H52V196H50ZM84 197V198H83ZM90 197V198H89ZM111 197V198H110ZM128 197V198H127ZM160 197H162L161 199H160ZM169 197V198H168ZM174 198V199H176V202L173 200V199H170V198ZM3 198V199H2ZM29 198V199H28ZM32 198V199H31ZM80 198V199H79ZM83 198V199H82ZM96 198V199H95ZM102 198V199H101ZM127 198V199H126ZM145 198V199H144ZM153 198V199H152ZM155 198V199H154ZM169 200H168V199ZM177 198H178V201H177ZM183 198V199H182ZM36 199V200H35ZM40 199V200H39ZM76 199V200H75ZM78 199H79V202H78ZM88 199V200H87ZM107 199L109 200V201H107ZM120 199V200H119ZM122 199H123V201H122ZM129 199V200H128ZM140 199V200H139ZM152 199V200H151ZM158 199V200H157ZM250 199V198H249ZM24 200V201H23ZM68 200V201H67ZM72 200V201H71ZM82 200V201H81ZM91 200V201H90ZM98 201V203H97V201ZM112 200V201H111ZM121 201L120 202V204H119V201ZM139 200V201H138ZM143 200V201H142ZM149 200V201H148ZM155 200V201H154ZM159 200H160V202H159ZM164 200V201H163ZM165 200H168L167 202L165 201ZM32 201V202H31ZM56 201H57V203H56ZM70 201V202H69ZM76 201V202H75ZM91 202V203H89V202ZM104 201V202H103ZM116 201V202H115ZM131 201H133V202H131ZM152 201H154V203L152 202ZM156 201H157V203H156ZM161 201H162V203H161ZM170 201H172V202H170ZM174 201V202H173ZM180 201V202H179ZM182 201V202H181ZM220 201V200H219ZM39 202V203H38ZM109 202H110V204H109ZM111 202H113V203H111ZM126 202V203H125ZM128 202H129V204H128ZM153 203L154 205H151V203ZM159 202V203H158ZM3 203V204H4ZM38 203V204H37ZM84 203V204H83ZM94 203V204H93ZM137 203H139V204H137ZM141 203V204H140ZM149 203V204H148ZM166 203V204H165ZM167 203H169L168 205H167ZM171 203V204H170ZM176 204V205H174V204ZM30 204V205H29ZM32 204H34V205H32ZM73 204V205H72ZM89 204H91V205H89ZM95 204L97 205V206H95ZM105 204H107V205H105ZM133 204V205H132ZM164 204V205H163ZM79 205V206H78ZM117 205H119V206H117ZM123 205V206H122ZM139 205H141V206H139ZM155 205H156V207L158 206V208H156L155 207ZM170 205V206H169ZM182 205V206H181ZM34 206V207H33ZM54 206H56V207H54ZM91 206H93V208L91 207ZM101 206V207H100ZM103 206H104V208H103ZM112 206V207H111ZM165 206V207H164ZM166 206H168V207H166ZM175 206V207H174ZM26 207V208H25ZM32 207V208H31ZM39 207V206H38ZM54 207V208H53ZM69 208L68 210L69 211H67V212H65L63 209H61V208ZM75 207V208H74ZM89 207V208H88ZM99 207H100V209H99ZM111 207V208H110ZM122 207V208H121ZM146 207V208H145ZM152 207V208H151ZM170 207V208H169ZM172 207V208H171ZM212 207V208H211ZM35 208V209H34ZM51 208V209H50ZM53 208V209H52ZM57 208H58V210H57ZM91 208V209H90ZM96 208H98V210L96 209ZM103 208V209H102ZM106 208V209H105ZM114 208V209H113ZM136 208V209H135ZM140 208V209H139ZM156 208V209H155ZM33 209V210H32ZM89 209V210H88ZM103 211H102V210ZM118 209L120 210V213H119V211H118ZM123 209V210H122ZM148 209V210H147ZM167 209H168V212L171 210V209H173V210H171L168 214H167ZM187 209V210H186ZM210 209H212V210H210ZM55 210H56V212H55ZM61 210V211H60ZM65 212H63V211ZM97 210V211H96ZM109 210V211H108ZM147 210V211H146ZM153 210V211H152ZM203 210H205V211H203ZM24 211V212H23ZM27 211H28V213H27ZM40 211V212H39ZM51 211V212H50ZM96 211V212H95ZM99 211V212H98ZM113 211V212H112ZM156 211H157V213H156ZM165 211V212H164ZM180 211H181V213L183 212V211H186V213L188 214L189 213V216L190 217H188V215L187 214H185V212L184 213H182L183 214V217L185 218H183L182 217V215H181V213H180ZM188 211V212H187ZM206 211H207V213H206ZM209 211V212H208ZM211 211H213V212H211ZM32 212V213H31ZM72 212V213H71ZM106 212V213H105ZM115 212V213H114ZM133 212V213H132ZM149 214H148V213ZM153 212V213H152ZM203 212V213H202ZM205 212V213H204ZM42 213V214H41ZM45 213H46V215H45ZM96 213V214H95ZM100 213V214H99ZM104 213V214H103ZM109 213V214H108ZM141 213V214H140ZM165 213V214H164ZM176 213H179V214H176ZM209 213V214H208ZM210 213H212V216H211V214ZM229 214V218L232 216L231 215V213L230 212H228ZM33 214V215H32ZM48 214H49V216H48ZM61 214V215H60ZM65 214V215H64ZM71 214V215H70ZM73 214V215H72ZM95 214V215H94ZM99 214V215H98ZM154 214H155V216H154ZM167 214V215H166ZM173 214H176V217H174L175 218V220H174V218H173V216H175V215H173ZM194 215V217H192V215ZM201 214H202V216H201ZM206 214V215H205ZM52 215V216H51ZM98 215V216H97ZM105 215V216H104ZM109 215V216H108ZM112 215V216H111ZM114 215V216H113ZM117 215H119V216H117ZM131 215V216H130ZM147 215V216H146ZM168 215H172V217L171 216H168ZM27 216V217H26ZM35 216H37L38 217V219H37V217H35ZM57 216V217H56ZM70 216V217H69ZM81 216V217H80ZM86 216V217H85ZM127 216H128V218H129V220H128V218H127ZM130 216V217H129ZM136 216V217H135ZM139 217V219H137L138 217ZM144 216V217H143ZM157 216V217H156ZM160 216H162V218L160 217ZM166 216V217H165ZM180 216V217H179ZM23 217V218H22ZM32 217V218H31ZM47 217V218H46ZM52 217H53V219H52ZM68 217V218H67ZM77 217H79V218H77ZM143 217V218H142ZM146 217V218H145ZM149 217V218H148ZM156 217V218H155ZM160 218V220H159V218ZM188 217V219L189 220H186V218ZM192 217V218H191ZM28 218H30L29 220H28ZM48 218H50V219H48ZM54 218H55V220H54ZM77 218V219H76ZM81 218V219H80ZM83 218V219H82ZM88 218H89V220H88ZM97 218V219H96ZM117 218V219H116ZM145 218V219H144ZM153 218V219H152ZM169 218V219H168ZM181 218V220H182V222H181V220L179 221V219ZM190 218H191V220H190ZM31 219H33V220H31ZM41 219H43V221H41ZM45 219V220H44ZM57 219H58V222H57ZM62 219V220H61ZM64 219V220H63ZM68 219V220H67ZM88 220V221H85V220ZM114 219V220H113ZM119 219V220H118ZM132 219V220H131ZM134 219V220H133ZM151 219V220H150ZM156 221H155V220ZM172 219V220H171ZM200 219H201V221H200ZM38 220V221H37ZM79 220V221H78ZM96 220V221H95ZM110 220V221H109ZM141 220V221H140ZM147 220V221H146ZM150 220V221H149ZM154 220V221H153ZM170 220V221H169ZM205 220H207V222H208V224L210 223V222H213V223H211V224H209V225H207V222H205ZM21 221V222H20ZM45 221H51V223H52V226H51V224H47V223H45ZM76 221V222H75ZM115 221V222H114ZM133 223H132V222ZM143 221V222H142ZM152 221V222H151ZM177 222L176 224L174 223L173 224V222ZM187 223H186V222ZM27 222V223H26ZM97 222H99V223H97ZM108 222V223H107ZM121 222V223H120ZM140 222V223H139ZM144 222H145V224H144ZM146 222H147V224H146ZM149 222V223H148ZM166 222H168V223H166ZM183 222H185V224H183ZM190 224H189V223ZM204 222V223H203ZM19 223V224H18ZM25 223V224H24ZM34 223H35V225H34ZM59 223V224H58ZM78 223V224H77ZM81 223V224H80ZM86 223V224H85ZM91 223V224H90ZM117 223V224H116ZM153 223V224H152ZM156 223H158V224H156ZM163 223H165V224H163ZM237 223H238V226H237ZM24 224V225H23ZM27 224H28V226H27ZM32 224L34 225V226H32ZM39 224V225H38ZM58 224V225H57ZM101 224V225H100ZM113 224V225H112ZM126 224V225H125ZM161 224V225H160ZM177 224L179 225V227L177 226ZM187 224H189V225H191L190 227L187 225ZM202 224L203 225H205V226H203L204 228H205V230H204V228L203 227H201L202 226ZM244 224V225H243ZM38 225V226H37ZM48 225V226H47ZM54 225V226H53ZM82 225V226H81ZM85 225H86V227H85ZM133 225V227H131V226ZM136 225V226H135ZM139 225H142V226H139ZM148 225V227H146ZM150 225V226H149ZM153 225V226H152ZM160 225V226H159ZM164 225V226H163ZM197 225H199V226H197ZM246 225V223L245 222H243V221H240V222H236V226L238 227V230H242L243 231V229H241V228H243L244 226ZM21 226V227H20ZM28 228H27V227ZM29 226H30V228H29ZM40 226V227H39ZM41 226H42V228H43V230H42V228H41ZM44 226V227H43ZM56 226V227H55ZM89 226V227H88ZM91 226V227H90ZM119 228H118V227ZM125 226V227H124ZM138 226V227H137ZM160 228H159V227ZM180 226H182V227H180ZM184 226H185V230H184ZM186 226H187V228H186ZM25 227V228H24ZM34 227V228H33ZM39 227V228H38ZM52 227V228H51ZM85 227V228H84ZM136 227V228H135ZM144 227V228H143ZM163 227V228H162ZM165 227V228H164ZM178 227V228H180V230L179 229H176V228ZM201 227V228H200ZM37 228V229H36ZM41 228V229H40ZM48 228H49V230H48ZM54 228H57V229H54ZM80 228V229H79ZM90 228H91V230H90ZM111 228V229H110ZM125 228V229H124ZM129 228V229H128ZM150 228H151V230H150ZM158 228V229H157ZM162 228V229H161ZM169 228V229H168ZM193 228H194V230H193ZM197 228L199 229H202V230H200L199 229V231L197 230ZM240 228V229H239ZM39 229V230H38ZM54 229V230H53ZM69 229V230H68ZM78 229H79V231H78ZM141 229V230H140ZM157 229V230H156ZM164 229V230H163ZM166 229H168L167 231H166ZM42 230V231H41ZM116 230L118 231V232H116ZM130 230V231H129ZM139 230V231H138ZM145 230H149V231H145ZM160 230V231H159ZM161 230H162V232H161ZM170 230V231H169ZM181 230H184L183 231V233L185 232V235H178V233L176 234V232H178V231H181ZM189 230V231H188ZM203 230H204V232H203ZM23 231V232H22ZM30 231V232H29ZM46 231V232H45ZM71 231V232H70ZM89 231V232H88ZM124 231V232H123ZM132 231V232H131ZM137 231H138V233H137ZM144 231H145V233H144ZM154 231H155V233H154ZM156 231H157V233H156ZM158 231H159V233H158ZM200 231H201V233H200ZM27 232H28V235H27ZM39 232V233H38ZM51 233V235H50V233ZM56 232V233H55ZM116 232V233H115ZM120 232V233H119ZM127 232V233H126ZM150 232V233H149ZM172 232L175 234L174 236L172 235ZM182 232V231H181ZM198 232H199V234H198ZM32 233V234H31ZM41 233V234H40ZM45 233V234H44ZM60 233V234H59ZM76 233H77V235H79V236H76ZM123 233V234H122ZM126 233V234H125ZM140 233V234H139ZM142 233V234H141ZM154 233V234H153ZM167 233H169V235H167ZM194 233V234H193ZM24 236H23V235ZM71 234V236H69ZM87 234V235H86ZM90 234V235H89ZM93 236H92V235ZM111 234V235H110ZM129 234H130V236H129ZM152 234V235H151ZM196 234H198V237H196L197 235ZM200 234H202V236L200 235ZM9 235V234H8ZM52 237H50V236ZM74 235V236H73ZM84 235H86L85 237H84ZM125 235V236H124ZM128 235V236H127ZM140 237H139V236ZM143 235V236H142ZM146 235V236H145ZM154 235H157V236H154ZM176 235H178V236H176ZM204 235V236H203ZM22 236V237H21ZM48 237V238H44V237ZM56 236H57V238H56ZM88 236H89V239H88ZM90 236H92V238L90 237ZM137 236V237H136ZM142 236V237H141ZM149 238H148V237ZM159 236V237H158ZM171 236H172V238H171ZM177 238H176V237ZM182 236V237H181ZM40 239H39V238ZM69 237H70V239H69ZM81 237H83V238H81ZM134 237V238H133ZM136 237V238H135ZM153 237H154V239H153ZM156 237L157 238H159L160 240H162V242L161 241H159V239H158V244H156ZM167 237V238H166ZM36 238H37V240H36ZM53 238H54V240H53ZM62 238V239H61ZM63 238H65V239H63ZM67 238H68V240H67ZM98 238V239H97ZM121 238H122V240H121ZM163 238H164V240H163ZM171 238V239H170ZM179 238V239H178ZM185 240H184V239ZM27 239V240H26ZM35 239V240H34ZM42 239H44V241L42 240ZM48 239V240H47ZM72 239V240H71ZM106 239V240H105ZM130 239V240H129ZM132 239V240H131ZM137 239V240H136ZM156 239V240H155ZM176 240V242H175V240ZM198 239L197 240H194L195 242L196 241H198ZM201 239V240H200ZM34 240V242H32ZM85 240H87V241H85ZM99 240V241H98ZM112 240V241H111ZM135 240V241H134ZM166 240V241H165ZM170 240V241H169ZM179 240H181L180 242H178ZM13 241H16L15 239L13 240ZM35 241H36V243H35ZM38 241V242H37ZM53 241V242H52ZM57 241H59V243H57ZM72 241V242H71ZM78 241V242H77ZM83 241V242H82ZM86 243H85V242ZM88 241H90V243L88 242ZM98 241V242H97ZM109 241V242H108ZM127 241V242H126ZM131 241V242H130ZM133 241V242H132ZM174 241V242H173ZM184 241V242H183ZM198 241V242H199ZM29 242V243H28ZM43 242V243H42ZM107 242V243H106ZM117 242V243H116ZM138 242V243H137ZM142 242H144V243H142ZM169 242V243H168ZM186 243L185 244V246H184V244L182 245V243ZM194 242V243H195ZM198 242H196V244L198 243ZM47 243V244H46ZM74 243V244H73ZM75 243H77V244H75ZM81 243V244H80ZM129 243V244H128ZM132 243V244H131ZM135 243V244H134ZM165 243V244H164ZM166 243H167V246H166ZM171 243V244H170ZM179 243H180V245H179ZM24 244V245H23ZM63 244H65V245H63ZM69 244V245H68ZM80 244V245H79ZM83 244H86V245H83ZM89 244V245H88ZM109 244V245H108ZM138 244V245H137ZM147 244V245H146ZM150 246H149V245ZM164 244V245H163ZM174 244V245H173ZM176 244V245H175ZM28 245H29V247H28ZM56 245V246H55ZM125 245H127V247H125L126 248V250H127V252H126V250H125V248H124V246ZM131 245V246H130ZM148 247H146V246ZM47 246V247H46ZM51 246V247H50ZM53 246H55V247H53ZM62 246V247H61ZM87 248H86V247ZM119 246V247H118ZM133 246V247H132ZM144 246V247H143ZM23 247H25L26 248V250H25V248H23ZM31 247L33 248V249H31ZM48 247H49V250L47 251V249H48ZM79 247V248H78ZM93 247H94V249H93ZM140 247V248H139ZM152 247V248H151ZM169 247V248H168ZM170 247H171V252H170ZM172 247H174V248H172ZM196 247V246H195ZM194 247V249H196ZM42 248V249H41ZM52 248V251H50V249ZM56 248V249H55ZM77 248V249H76ZM83 248H85V249H83ZM89 248V250H87ZM116 248V249H115ZM120 248V249H119ZM124 248V249H123ZM128 248H129V250L131 251V254H130V251L128 250ZM132 248V249H131ZM134 248V249H133ZM141 248H143V250H148L147 252H146V250H145V252L141 249ZM151 248V249H150ZM153 248H155L154 249V251L152 250ZM168 248V249H167ZM25 250V251H23V250ZM30 249V250H29ZM40 249V250H39ZM53 249H55V250H53ZM61 249H63V251L61 250ZM79 249H81V250H79ZM99 249V250H98ZM135 249H137L136 251H135ZM139 249V250H138ZM162 249H163V251H162ZM173 249V250H172ZM193 249V252H192V254H191V256L193 257V258H191L190 260L192 261V262H194V263H197V261H198V258H197V250H194ZM29 250V251H28ZM85 250L87 251V253L89 254H86V252H85ZM117 250H119V251H117ZM165 250H166V252H165ZM169 250V251H168ZM12 249H7L6 248V251H1L0 250V261H2V260H4V259H7L6 257H7V255H10L12 252ZM30 251H32V253L30 252ZM35 251H37V252H35ZM69 251V252H68ZM73 252V253H70V252ZM80 251V252H79ZM90 251V252H89ZM94 251H95V254L93 255V253H94ZM99 251V252H98ZM107 251V252H106ZM141 251V252H140ZM159 251V252H158ZM173 251V252H172ZM196 251V252H195ZM6 252V253H5ZM24 252V253H23ZM35 252V253H34ZM43 252V253H42ZM65 254H63V253ZM97 252V253H96ZM104 252H106L105 254H104ZM124 252V253H123ZM136 252V253H135ZM158 254H156V253ZM163 253V255H162V253ZM195 252V253H194ZM5 253V254H4ZM31 253V254H30ZM68 253V254H67ZM82 255H81V254ZM91 253V254H90ZM107 253H109V254H107ZM170 254V256H169V254ZM27 254V255H26ZM44 254V255H43ZM47 254V255H46ZM62 254V255H61ZM87 256V259H85V255ZM97 254V255H96ZM114 254V255H113ZM124 254V255H123ZM150 254H154L153 256L152 255H150ZM159 254H161L160 256H159ZM22 255V256H21ZM65 257H64V256ZM93 255V257L91 258V256ZM116 255V256H115ZM134 255V256H133ZM145 255V256H144ZM157 255V256H156ZM197 255V256H196ZM29 256V257H28ZM55 256V257H54ZM79 256H81L80 258H79ZM85 256V257H84ZM104 256V257H103ZM149 256H150V258H149ZM155 256V257H154ZM167 256L170 258H168L167 259ZM24 257H26L25 259H24ZM32 257H34L33 259H32ZM46 257V258H45ZM49 259H48V258ZM59 257V258H58ZM71 257V258H70ZM78 257V258H77ZM99 257V258H98ZM113 257V258H112ZM118 257V258H117ZM142 257H145V258H143V261H142ZM147 257V258H146ZM159 257H161V258H159ZM164 257H166V258H164ZM28 258H30V259H32V260H30V259H28ZM60 258H61V260H60ZM68 258V259H67ZM91 258V259H90ZM107 258V259H106ZM134 258V259H133ZM135 258H137V259H135ZM150 260H149V259ZM164 258V259H163ZM195 258V259H194ZM43 259V260H42ZM76 259H77V262H76ZM82 259H84V260H82ZM111 259V260H110ZM124 259H126V260H124ZM139 259H141V260H139ZM145 259V260H144ZM153 259V260H152ZM157 259V260H156ZM159 259H161L160 261H159ZM172 259V260H171ZM27 260V261H26ZM34 260V261H33ZM40 260H41V262H40ZM69 262H68V261ZM73 260V261H72ZM75 260V261H74ZM89 260V261H88ZM99 260V261H98ZM131 260V261H130ZM148 260V261H147ZM195 260H196V262H195ZM25 263H24V262ZM32 261V262H31ZM38 263H37V262ZM59 261V262H58ZM93 261V262H92ZM109 261V262H108ZM121 261H122V263H121ZM126 261V262H125ZM136 261H139V262H137L136 263ZM140 261H142V262H140ZM172 261H173V263H172ZM29 262V263H28ZM45 262V263H44ZM51 262V263H50ZM88 262V263H87ZM91 262V263H90ZM106 262V263H105ZM154 262V263H153Z\"/></svg>",
  "mask_w": 264,
  "mask_h": 264
}]
</instances>
